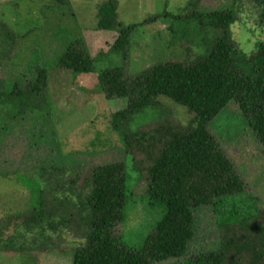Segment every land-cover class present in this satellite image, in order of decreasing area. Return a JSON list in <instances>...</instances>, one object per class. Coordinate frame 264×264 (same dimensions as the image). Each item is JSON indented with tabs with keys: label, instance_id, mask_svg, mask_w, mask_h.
<instances>
[{
	"label": "rangeland",
	"instance_id": "rangeland-1",
	"mask_svg": "<svg viewBox=\"0 0 264 264\" xmlns=\"http://www.w3.org/2000/svg\"><path fill=\"white\" fill-rule=\"evenodd\" d=\"M105 1L0 0V248L9 246L5 240L14 236L11 251L0 250V264H73L75 253L87 245L90 175L105 164L125 166L124 221L115 227L125 246L141 247L163 217L165 207L153 208L145 200L143 178L161 142L147 141L143 150L138 143L143 133L158 139L167 127L190 128L192 115L160 98L158 109L118 119L113 129V114L124 110L127 102L105 99L98 86L100 72L125 67L134 76L161 62L188 64L207 55L227 30L238 48L235 70L254 76L258 42L264 43L263 8L254 0H112L116 26L136 25L125 60L118 51L98 55L107 52L117 37V29L102 33L97 28ZM232 10L237 20L228 28L205 17ZM191 14L200 17L189 20ZM177 16L182 20L173 18ZM81 36L96 57V71L76 76L57 63L68 43ZM38 66L48 71V94L29 102L24 117L18 99L7 101V96L13 83L25 86L36 79ZM207 129L231 159L245 192L191 210L193 237L184 255L156 264H183L221 248L226 264L252 263L256 235L252 224L264 227V146L236 101L221 110ZM124 138L131 142L126 148ZM38 184L43 190L40 197L32 189ZM38 199L59 216L43 219L41 232L27 234L29 226L22 222ZM260 244L264 249V240ZM258 264H264V258Z\"/></svg>",
	"mask_w": 264,
	"mask_h": 264
},
{
	"label": "trees",
	"instance_id": "trees-1",
	"mask_svg": "<svg viewBox=\"0 0 264 264\" xmlns=\"http://www.w3.org/2000/svg\"><path fill=\"white\" fill-rule=\"evenodd\" d=\"M254 1L263 8L264 14V0ZM199 17V14H191L189 20ZM205 17L222 28L230 27L237 20L233 10L216 11ZM158 18L157 16L148 22ZM173 18L182 20L181 16ZM116 25V4L112 0H106L99 9L97 28L101 31L117 29V37L107 52L100 51L98 55L118 51L125 60L136 25ZM258 48L259 53L252 68L254 76L235 70L238 48L231 41L227 30L214 41L207 55L188 64L179 61L161 62L134 76L127 74L125 67L107 68L98 74V86L106 100L125 99L127 102L124 110L113 114V129H117L118 119L125 120L127 116H135L150 107L158 109L160 98L170 100L187 110L192 115V120L188 129L165 128L162 137L158 139L151 138L147 133L141 135L138 144L142 150L147 141L155 139L161 142L159 152L152 157V163L146 168L143 178L146 176L147 181L145 200L148 198V203L153 208L165 207L163 217L141 247L125 246L122 236L116 237L115 234V227L124 221L123 208L127 196L124 163L115 162L93 169L90 175L92 190L88 198L87 245L75 253L73 264H156L178 259L184 255L186 245L193 237L191 210L215 205L229 196L245 192L244 183L231 159L219 148L207 126L221 110L236 101L240 111L248 119L250 128L264 146L262 41L258 42ZM95 59L85 38L81 36L68 43L57 64L60 69L78 76L94 73ZM37 72L38 77L27 82L24 87L15 83L8 99L17 98L23 107H27L31 105L29 102L35 103V100L47 96L48 71L38 66ZM158 131L160 129L156 132ZM125 140L126 138L123 139L126 148L131 142L126 143ZM52 172L58 173L59 170ZM38 185H33L32 189L33 194L36 191L40 197L43 190ZM33 204L32 211L29 210L27 219L22 222L29 226L25 232L27 234L41 232L43 219L53 220L59 216L57 211H47L42 200L38 199ZM47 223L51 225L54 222ZM252 230L256 235L252 237L251 264H258L264 258L263 244H260L264 240V227L255 221ZM20 235L23 234L17 236ZM13 238L12 235L7 237L5 241L8 243L5 246H9L0 250L11 251ZM226 262L225 249L221 248L200 253L183 264Z\"/></svg>",
	"mask_w": 264,
	"mask_h": 264
},
{
	"label": "crops",
	"instance_id": "crops-1",
	"mask_svg": "<svg viewBox=\"0 0 264 264\" xmlns=\"http://www.w3.org/2000/svg\"><path fill=\"white\" fill-rule=\"evenodd\" d=\"M7 28H8V26H7ZM100 32H102V33H107V32H109V31H101L100 30ZM85 75V74H84ZM15 83H13L12 84V86L14 85ZM21 86V85H20ZM21 87H24V86H21ZM5 94H7V92H4ZM7 100L8 101H13L14 100V98H7ZM18 101V103H19V106H20V112H21V114L22 115H24V117H25V114H23V113H26V107H22V105H21V102L19 101V100H17ZM1 126H3V123H0V127ZM18 173V172H17Z\"/></svg>",
	"mask_w": 264,
	"mask_h": 264
}]
</instances>
